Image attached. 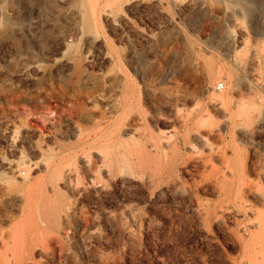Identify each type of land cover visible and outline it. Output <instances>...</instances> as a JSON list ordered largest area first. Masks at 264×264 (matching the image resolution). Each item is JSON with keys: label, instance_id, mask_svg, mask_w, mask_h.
<instances>
[{"label": "rangeland", "instance_id": "374dc122", "mask_svg": "<svg viewBox=\"0 0 264 264\" xmlns=\"http://www.w3.org/2000/svg\"><path fill=\"white\" fill-rule=\"evenodd\" d=\"M260 5L0 0V264H264Z\"/></svg>", "mask_w": 264, "mask_h": 264}, {"label": "bare ground", "instance_id": "6f19581e", "mask_svg": "<svg viewBox=\"0 0 264 264\" xmlns=\"http://www.w3.org/2000/svg\"><path fill=\"white\" fill-rule=\"evenodd\" d=\"M244 3V2H243ZM247 5V4H246ZM250 4H248V6H249ZM248 6H245L246 7V10H248ZM261 6V5H260ZM252 8H253V6H252ZM258 9H261V12H260V15L263 17V13H264V7L263 6H261V8L259 7ZM250 10H251V7H250ZM249 10V12H251V11H253V10H251L250 11ZM256 12V11H255ZM258 12H259V10H258ZM253 13V12H252ZM235 21V20H234ZM235 23V22H234ZM228 33L226 32L225 33V35L222 37V39H221V43L223 44V45H225V46H227V41L229 40V35H227ZM233 35V34H232ZM231 35V36H232ZM228 37V38H227ZM234 37V36H233ZM228 39V40H227ZM233 39V38H232ZM222 44H221V46H222ZM212 100L214 101V102H220V100H222L219 96H213L212 97ZM245 107V106H244ZM244 111V110H243ZM246 111V110H245ZM105 117H104V119L105 118H108V117H106L107 115L105 114L104 115ZM103 119V118H102ZM109 119V118H108ZM107 119V120H108ZM117 120V119H116ZM39 121L43 124V122H44V119L43 118H39ZM119 121V120H118ZM106 123L108 124V122L106 121ZM111 123V122H110ZM115 123H116V121H115ZM119 123V122H118ZM117 123V124H118ZM112 124V123H111ZM121 124V123H120ZM128 124H130V123H128ZM128 124H127V127H124L123 126V124H121V125H119V127L117 126L116 127V125L115 124H113V125H115V127H112L113 125H111L110 126V128H109V125L110 124H108V128H106V129H104L100 134L101 135H99L100 136V138H101V142H103L101 145H103V148H106V147H110L111 148V151H109V152H106V151H108V150H110L109 148H107V150H105V152H102V153H104L103 155H102V159H103V161H102V163H104L102 166H104L105 167V173L104 174H110L111 173V168H112V165H114L115 167L114 168H116V171L118 172V174H116L115 172V174L116 175H118V177L120 176L121 177V179L123 178L124 179V177H127V178H130L129 177V175L127 176V174L129 173V172H131V170L129 171V172H126L125 171V169L127 170V165H124V164H126L125 163V160H127L125 157H126V154L128 155V153H127V151L129 150L130 151V149H128L127 147V151H126V148H121V146L123 145H119L120 146V148L121 149H124V150H121V149H119V150H115V147L117 148L118 146H117V143H119V141L120 142H123L120 138L122 137V136H126V137H129V138H132V143H133V138H134V135L136 134V132L138 131V128H136V127H131V126H129L128 127ZM124 128V129H123ZM100 138H99V140H100ZM137 138V137H136ZM138 139V138H137ZM131 141V140H130ZM123 143H125L126 144V140H125V142H123ZM135 143H136V139H135ZM126 145H128V144H126ZM132 145V144H131ZM104 146H106V147H104ZM102 148V149H103ZM129 148H130V146H129ZM118 149V148H117ZM104 150H101V151H104ZM121 150V151H120ZM99 153H101V152H99ZM100 155V156H101ZM129 156H131V160H132V155H130V153H129ZM129 156H127L129 159H130V157ZM135 157V156H134ZM140 157V158H139ZM135 158H139V159H137L136 161H137V169H139L140 171H147L148 169H150V166H151V164H152V160H151V158H150V155H148V154H146V153H144V155L142 154V155H140V156H136ZM135 158H134V160H135ZM101 159V160H102ZM133 160V161H134ZM166 162V161H165ZM128 163H130V164H128ZM128 167H129V165H130V167L129 168H131L132 166H131V161L129 162L128 161ZM133 163V164H134ZM171 163V164H170ZM107 164V165H106ZM132 164V165H133ZM166 164V163H165ZM167 164H170L171 166L170 167H172L173 165L175 166V164L173 163V162H170V161H168V163ZM25 166V165H24ZM126 166V167H125ZM135 166V165H134ZM161 166V165H160ZM135 167V168H136ZM124 168V169H123ZM128 168V169H129ZM158 168H161V167H158ZM167 168V167H166ZM176 168V167H175ZM157 168H155L154 169V171L156 170ZM162 169V168H161ZM161 169H160V171H161ZM114 170V169H113ZM112 170V171H113ZM132 170H133V168H132ZM135 170V169H134ZM166 170V169H165ZM169 170V169H168ZM128 171V170H127ZM157 171H159V170H157ZM171 171V170H170ZM113 173V172H112ZM111 173V174H112ZM113 173V175H115ZM167 173V172H166ZM170 173V172H169ZM168 173V174H169ZM120 174V175H119ZM175 174V173H174ZM116 175H115V177H116ZM131 176V175H130ZM170 176H171V173H170ZM177 176V175H176ZM132 177V176H131ZM177 178V177H176ZM171 179H173V178H171ZM170 179V180H171ZM178 179V178H177ZM173 181H174V184H178V183H176V181L173 179ZM173 181H172V183H173ZM178 181V180H177ZM103 190V189H102ZM175 193L176 194H179V193H181L180 192V190H178V188H176V191H175ZM258 196V195H257ZM260 196V195H259ZM91 234V233H90ZM127 236H128V234H127ZM129 237V236H128Z\"/></svg>", "mask_w": 264, "mask_h": 264}, {"label": "built area", "instance_id": "2783aa9c", "mask_svg": "<svg viewBox=\"0 0 264 264\" xmlns=\"http://www.w3.org/2000/svg\"><path fill=\"white\" fill-rule=\"evenodd\" d=\"M215 88H216L217 90L221 89V88H222V83H220V82L216 83V84H215Z\"/></svg>", "mask_w": 264, "mask_h": 264}]
</instances>
